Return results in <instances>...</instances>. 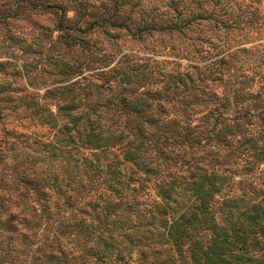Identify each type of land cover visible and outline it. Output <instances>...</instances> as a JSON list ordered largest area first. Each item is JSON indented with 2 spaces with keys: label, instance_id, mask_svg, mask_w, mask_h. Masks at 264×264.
Instances as JSON below:
<instances>
[{
  "label": "rangeland",
  "instance_id": "rangeland-1",
  "mask_svg": "<svg viewBox=\"0 0 264 264\" xmlns=\"http://www.w3.org/2000/svg\"><path fill=\"white\" fill-rule=\"evenodd\" d=\"M86 121L145 137L159 175L225 166L233 194L264 178V0H0V193L23 159L78 165L60 133Z\"/></svg>",
  "mask_w": 264,
  "mask_h": 264
},
{
  "label": "trees",
  "instance_id": "trees-1",
  "mask_svg": "<svg viewBox=\"0 0 264 264\" xmlns=\"http://www.w3.org/2000/svg\"><path fill=\"white\" fill-rule=\"evenodd\" d=\"M62 106L72 123L85 114L72 115L69 101ZM62 128V148L88 155L78 165L66 159L60 170L36 169L29 159L15 163L22 169L0 193V264H264L260 175L240 178L233 194L225 166L159 175L144 156L151 147L145 137L115 136L88 121ZM140 131L135 126L134 134ZM168 134L194 141L175 129ZM115 145L119 158L100 157ZM243 167L252 171L253 164L245 159Z\"/></svg>",
  "mask_w": 264,
  "mask_h": 264
}]
</instances>
